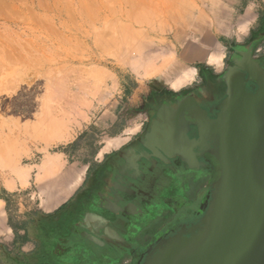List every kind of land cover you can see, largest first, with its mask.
<instances>
[{
	"label": "rangeland",
	"instance_id": "rangeland-1",
	"mask_svg": "<svg viewBox=\"0 0 264 264\" xmlns=\"http://www.w3.org/2000/svg\"><path fill=\"white\" fill-rule=\"evenodd\" d=\"M242 2L0 0V210H5L10 227L20 231L34 210H45V195L60 192L67 193L68 198L77 190L86 167L102 147L105 135L101 134V120L105 115L130 110L119 123H132L128 133L135 134L141 122L136 123L132 109L139 94L152 89L188 90L198 77L181 85L178 82L196 66L223 71L230 51L228 46L222 50L218 43L239 45L260 32L264 0H256L251 11L252 19H259L250 33L238 26L245 15ZM161 7H165L164 15L184 18L175 31L149 37L143 35L147 33L145 27L133 25V20L129 27L132 18L147 12L150 15L151 11L156 14ZM212 13L219 16L218 21L213 18V26L208 23ZM128 29H134L136 36L125 47L135 49L141 44V50L131 54L137 60L141 55V66L116 70L90 64L96 55L119 56L117 46L110 49L109 55L100 54L94 42L99 46L101 33L102 37L110 32L121 39V33ZM206 35L212 36L222 52L214 53L223 54L220 64H200L210 63L212 58L202 52L200 45ZM84 68L102 69L109 80L103 83L102 79L85 75ZM87 82H92L90 88ZM84 85L88 86L86 92L94 86L99 88L96 97L84 98ZM58 113L70 118L61 124L40 123Z\"/></svg>",
	"mask_w": 264,
	"mask_h": 264
},
{
	"label": "flooded vegetation",
	"instance_id": "flooded-vegetation-1",
	"mask_svg": "<svg viewBox=\"0 0 264 264\" xmlns=\"http://www.w3.org/2000/svg\"><path fill=\"white\" fill-rule=\"evenodd\" d=\"M252 38L239 45L229 44L230 53L223 71L200 69V80L188 90L152 89L139 94L132 110L135 120L143 122L140 131L118 151L88 169L80 194L74 198L68 213H63H70V221L62 226L64 238L55 246V257L44 263L87 264L102 260V264H144L160 242L200 223L219 175L220 167L211 154L213 148L197 146L194 153L198 164L191 168L180 156L169 155L156 144L152 151L144 142L148 141L147 134L158 119L160 107L173 106L189 95L196 96L198 106L214 119L218 113L216 107L227 91L221 75L233 65L231 59L237 49L254 47L255 52L256 41ZM254 57L264 67V55L254 53ZM183 129L193 143L199 141L200 132L195 125ZM87 214L96 221L91 232L82 221ZM77 246L83 251H76ZM69 254L77 261H67L65 257Z\"/></svg>",
	"mask_w": 264,
	"mask_h": 264
},
{
	"label": "water",
	"instance_id": "water-1",
	"mask_svg": "<svg viewBox=\"0 0 264 264\" xmlns=\"http://www.w3.org/2000/svg\"><path fill=\"white\" fill-rule=\"evenodd\" d=\"M231 62L214 119L189 95L162 105L147 134V148L159 145L191 168L198 164L194 149L210 146L220 169L200 223L160 242L144 264H264V68L252 50H236ZM186 125L199 129L197 143Z\"/></svg>",
	"mask_w": 264,
	"mask_h": 264
},
{
	"label": "crops",
	"instance_id": "crops-1",
	"mask_svg": "<svg viewBox=\"0 0 264 264\" xmlns=\"http://www.w3.org/2000/svg\"><path fill=\"white\" fill-rule=\"evenodd\" d=\"M255 3L256 0H243L242 4L245 5L246 8L244 9L245 15L243 21L238 25L240 30L243 31L248 30V32L250 33L251 30L253 29V25L258 21L259 16L252 19V14H251V11L255 6ZM216 15H217L216 13L215 14L212 13V15L208 18V23L212 24V26L215 25L213 18ZM215 20L218 21L219 16L215 17ZM259 33L262 35L258 36ZM252 39L256 41L255 52H254V47L250 49H237V50H252L253 57H254V53L257 56L264 55V42H262L264 40V31L263 32L260 31L257 34H254ZM218 44L221 46L222 50L227 49L226 46L228 45L220 42ZM200 45L202 48V52H204L207 55H210L209 58H211L213 54L217 52H221L220 49L217 50V43L215 44L212 41V36L210 35H206L205 39L202 40ZM222 58H223V54H222ZM254 58L256 60H259L256 57ZM259 61L262 66L261 60ZM221 62L222 60L220 61V63ZM200 64L203 65L207 64L212 66L214 65L211 62L209 63L205 61L200 62ZM193 69L196 70V71L194 70L195 71L194 78L198 77V79L200 80L199 70L202 68L196 66L192 68V70ZM198 81H196L195 83H197ZM182 87H186V86H182ZM175 92H180V91H175ZM127 111L129 110H124V111L122 110V112H120V114L116 116H111L108 114L102 118L101 122L104 124L102 126L103 133L101 134L105 135L103 137L102 147L100 148L98 155L94 157L93 163H89L88 166L86 167L84 178L82 179V183L77 188V190L74 191L72 195H68V198H67V193L65 195H62L60 194V192L57 193L51 192L52 196L45 195L43 206L46 209L44 210L42 208L43 210H41L40 207L39 210H34L30 214L29 220L27 221V223L24 224V227H22L20 231L10 227L8 222V216L6 215L5 210L4 209L0 210V244L1 245L8 247L9 251H12L15 249L14 243L16 241L17 236H21L25 238V241L21 244V246L18 247V249L25 256V258L30 260L33 264H46L44 263L45 261H48L49 259L55 257L54 255L55 246H58L60 244L59 240L61 238L62 239L64 238V230L62 229V226H65L68 223V220L70 219V213L64 215L63 213L65 211H66L65 213H68L67 211L69 210V206L72 204L74 198H76L80 194L81 188L84 185L88 173V169L94 166L95 164L100 163L109 154L118 151L123 145H125L132 137H134L140 131V127L143 123L142 120H136V123L138 122L141 123L139 125H136L138 130L135 134L128 133V129L133 126L132 123H128L130 125L119 123V121H122V119L127 115L125 114V112ZM82 221L85 224L84 228L87 231L91 232L94 229V225L96 221L93 215L87 214L84 220ZM87 233L89 234V232ZM87 233H82V235L87 236L90 240L97 243L96 239L91 238ZM76 248H77L76 251H83L82 248L79 246H77ZM70 257L71 254H69L68 257H65V259L71 262L77 261V260H73V258ZM102 263H103L102 260L101 261L95 260V261H90L87 264H102Z\"/></svg>",
	"mask_w": 264,
	"mask_h": 264
},
{
	"label": "bare ground",
	"instance_id": "bare-ground-1",
	"mask_svg": "<svg viewBox=\"0 0 264 264\" xmlns=\"http://www.w3.org/2000/svg\"><path fill=\"white\" fill-rule=\"evenodd\" d=\"M134 2V1H133ZM101 3V2H100ZM89 4V3H88ZM126 4V3H125ZM91 6V5H90ZM93 7V6H92ZM163 8V9H162ZM115 9V8H114ZM137 9H138V7H137ZM148 9V8H147ZM165 9V7H161L160 8V10L158 11V12H156V14H154L151 10V13H150V15H149V12H147V14L146 15H142V16H144V17H137V19L135 18V20L132 18L131 19V22H130V24H129V27H131V24H132V20L134 21V23H133V25H135V26H141L142 27V29L144 28V29H146L147 30V33L146 34H144L143 33V35H146V36H149V37H153V36H161V35H166L167 34V32L170 30V31H175V29H176V24H178V22L179 21H182L184 18L183 17H171V16H167V15H164V14H162V10H164ZM87 10V9H86ZM91 10H92V8H91ZM99 10V9H98ZM116 10V9H115ZM112 11H114V10H112ZM142 11H144V10H142ZM97 13V12H96ZM115 13V12H114ZM143 13V12H142ZM90 14V13H89ZM141 14V13H140ZM149 15V16H148ZM122 16V15H121ZM129 16V15H128ZM123 18V17H122ZM96 19V18H95ZM126 19V18H125ZM112 21V20H111ZM130 21V20H129ZM100 22V21H99ZM124 24V23H123ZM126 24V23H125ZM110 25H112V24H110ZM103 26H104V24H103ZM122 27V26H121ZM126 27H127V24H126ZM101 28V27H100ZM103 28V27H102ZM132 28H133V26H132ZM105 29V28H104ZM113 29V28H112ZM129 30V31H128ZM127 30V33L124 31V32H122L121 33V39L120 38H116V37H114V36H112V33H110V32H106L105 33V35L102 37V33L100 34V39H101V41H99V46L97 45V42L95 43L94 42V45H96V47L98 48V51L100 52V54L101 53H104V54H106V55H109V53H111V50L110 49H112V48H115V47H113V46H117V48H119V50H118V54L117 55H119V56H116V58H109V57H106L105 55H96V58H92L91 59V61H90V64L92 65V64H98L99 63V65H103V66H105V67H110V68H114V69H116V70H118V69H120V68H125V69H127V68H130V69H133V68H135V67H139V66H141L142 65V58H141V55H139L140 57H139V59L137 60L136 58H133L132 57V53H134V52H137L138 50H141L140 48H142V47H140L141 46V44H135V45H137V47L135 48V49H131V48H129V47H125V43H126V45L128 44L129 46H130V44L132 43V39L136 36V32H134V31H132V30H134V29H132L131 31H130V29H128ZM101 32V31H100ZM97 33V32H96ZM95 36V35H94ZM99 37V36H98ZM102 37V38H101ZM119 37V36H118ZM96 39V38H95ZM94 38H93V40H95ZM98 39L99 38H97V40L96 41H98ZM117 39H119V40H117ZM168 40V39H167ZM125 41H127V42H125ZM91 43V42H90ZM117 48H115V49H117ZM138 48V49H137ZM137 49V50H136ZM95 53V52H94ZM135 54V53H134ZM35 56V55H34ZM29 57V56H28ZM112 57V56H111ZM221 55L220 54H215V55H213L212 56V58H211V63L212 64H218V63H220V61H221ZM34 60V59H33ZM110 68H108V69H110ZM85 69V68H84ZM87 70V68L85 69V71ZM195 69H191L190 71H188V72H186V74L184 75V77L183 78H181V80L178 82V84H183V83H187V82H190V81H192L193 79H194V72L196 71H194ZM83 72V71H82ZM88 74V76L90 75L91 77H93V78H95V79H102L103 80V83L104 82H106V81H108L109 80V77H108V75H107V73H106V71H103L102 69H99V68H92V69H89L88 71H86V74L85 75H87ZM81 75H82V73H81ZM80 75V76H81ZM77 77H78V74H77ZM83 77V76H82ZM79 78V77H78ZM86 79H87V77H86ZM95 79H94V81H92V82H94V84H96L95 83ZM78 80V79H77ZM83 80H85V79H83ZM88 80H89V78H88ZM87 80V81H88ZM90 80H92L91 78H90ZM102 80H100V81H102ZM81 81H82V79H81ZM97 81V80H96ZM99 81V80H98ZM75 82H78V81H75ZM80 82V81H79ZM83 82V81H82ZM90 82V81H89ZM91 82V83H92ZM83 83H85V82H83ZM82 83V84H83ZM88 83V82H87ZM90 83V84H91ZM78 84V83H77ZM90 84L88 83V85H89V88H90ZM86 85V84H85ZM85 85L83 86L84 88H82V89H86L85 88ZM92 85V84H91ZM88 88V89H89ZM93 88V89H92ZM88 92H86V90L84 91L85 92V94L87 95V96H84V98H86L87 99V97H92V98H94V97H96V92H98V90H99V88L97 89V88H95V86L94 87H92ZM83 92V91H82ZM83 92V93H84ZM85 99V100H86ZM77 101V100H76ZM75 102V101H74ZM84 102H86V101H84ZM76 105V104H75ZM81 106H82V104H81ZM85 106V105H84ZM62 108V107H61ZM62 111V110H61ZM65 112V111H64ZM77 112V111H76ZM67 114H70V113H68V112H66ZM64 114V115H62V116H60L59 115V113L57 114V115H59L58 117H57V115L56 116H54V118L53 117H50L49 119H46V121H41L40 123L42 124V123H46V125L48 126V125H51V124H61V123H65L66 122V118L67 117H69V116H67V114ZM52 114V113H51ZM66 115V116H65ZM53 116V115H52ZM70 118V117H69ZM49 130V129H48ZM51 131V130H50ZM47 135H51V132L50 133H48Z\"/></svg>",
	"mask_w": 264,
	"mask_h": 264
},
{
	"label": "trees",
	"instance_id": "trees-1",
	"mask_svg": "<svg viewBox=\"0 0 264 264\" xmlns=\"http://www.w3.org/2000/svg\"><path fill=\"white\" fill-rule=\"evenodd\" d=\"M259 31H264V14L259 20ZM199 68H202L199 66ZM25 241V238L17 236L14 243L15 249L9 251V248L0 244V264H33L19 251L18 247Z\"/></svg>",
	"mask_w": 264,
	"mask_h": 264
}]
</instances>
